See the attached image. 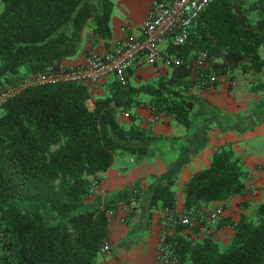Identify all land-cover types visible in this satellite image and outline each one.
<instances>
[{
    "label": "trees",
    "instance_id": "16d2710c",
    "mask_svg": "<svg viewBox=\"0 0 264 264\" xmlns=\"http://www.w3.org/2000/svg\"><path fill=\"white\" fill-rule=\"evenodd\" d=\"M112 0H0V89L30 73L51 70L74 56L82 31L109 37ZM264 0H213L189 41L170 39L162 52L168 73L132 84L112 77L93 97L89 83L60 80L27 85L0 101V264H99L109 240L107 209L89 206L93 180L116 153L140 156L160 137L140 126L132 110L147 102L189 129L195 83L262 69ZM205 51L203 64L197 62ZM177 61H176V60ZM155 63V62H154ZM203 85V86H204ZM142 96L146 99L142 100ZM125 112L129 123L119 116ZM246 168L230 143L215 148L207 166L184 184V210L207 209L245 188ZM173 178L156 180L145 195L152 208L175 207ZM219 219V218H218ZM223 221V220H222ZM222 221L199 237L197 226L173 233L178 264H263L264 198L249 214L229 220L226 242L215 238ZM185 227L191 228L184 231Z\"/></svg>",
    "mask_w": 264,
    "mask_h": 264
},
{
    "label": "crops",
    "instance_id": "0c3cea01",
    "mask_svg": "<svg viewBox=\"0 0 264 264\" xmlns=\"http://www.w3.org/2000/svg\"><path fill=\"white\" fill-rule=\"evenodd\" d=\"M112 3L111 35L97 36L91 25L86 24L78 52L64 58V64H75L91 53L104 52L127 34L136 32L150 0H112ZM166 44H162V51ZM260 52L264 58V44ZM131 68L128 81L132 84L152 80L171 69L170 64L160 58L155 63L138 61ZM111 78L109 75L89 85L91 96L87 102L90 106L93 97L104 92V84ZM218 78L214 84L191 86L190 92L197 95V101L190 111L189 129L171 115H155L147 102L133 107L136 122L150 127L160 137L146 154L116 153L110 166L99 172L98 186L86 199L89 206L108 203L114 210L107 214L110 250L100 254L99 264H156L163 207H147L148 189L156 180L173 178L174 209L183 211L186 179L209 164L213 151L220 144L230 143L243 161L246 188L242 193L231 195L224 205L222 200L209 204L208 208L222 206L217 221H223L215 238L226 242L231 233L229 220L237 219L241 213H251L256 202L264 198V65L256 72L237 68L233 79L227 75ZM144 99L146 96H142ZM119 118L130 122L125 112L120 113ZM201 234L200 231L191 232L195 237Z\"/></svg>",
    "mask_w": 264,
    "mask_h": 264
},
{
    "label": "built area",
    "instance_id": "2783aa9c",
    "mask_svg": "<svg viewBox=\"0 0 264 264\" xmlns=\"http://www.w3.org/2000/svg\"><path fill=\"white\" fill-rule=\"evenodd\" d=\"M213 0H150L149 8L136 32L124 36L104 52H94L75 64H59L51 70L37 71L23 76L5 86L0 101L20 88L45 82L77 80L96 84L111 75L121 83L127 82L126 70L138 61L154 63L162 54V44L170 39L175 44L189 41L201 23V12ZM205 51L201 50L197 62L203 64ZM176 60V59H175ZM177 61V60H176ZM214 76L199 83L212 81ZM98 186L93 180L90 191ZM107 209V214L113 212ZM222 211L218 205L207 209H187L181 212L163 207L161 230L156 247V264H178L173 233L178 225L197 226L201 233L212 229ZM130 216L132 212L130 211ZM102 252L110 250V241L105 240Z\"/></svg>",
    "mask_w": 264,
    "mask_h": 264
},
{
    "label": "rangeland",
    "instance_id": "374dc122",
    "mask_svg": "<svg viewBox=\"0 0 264 264\" xmlns=\"http://www.w3.org/2000/svg\"><path fill=\"white\" fill-rule=\"evenodd\" d=\"M1 6V5H0ZM160 59H162V61H164V62H167V60L166 59H164L163 58V55L161 54V56L159 57ZM166 60V61H165ZM168 63V62H167ZM3 89V88H2ZM2 89H0V94H1V91H2ZM122 154H126V153H122ZM128 155V154H127ZM129 155H133V154H129ZM135 156V155H134ZM264 197V196H263ZM263 264H264V262H263Z\"/></svg>",
    "mask_w": 264,
    "mask_h": 264
}]
</instances>
